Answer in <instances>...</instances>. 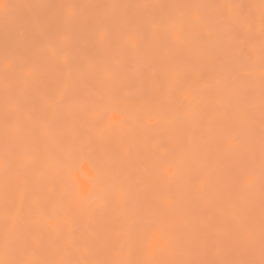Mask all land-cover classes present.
<instances>
[{"label":"rangeland","instance_id":"374dc122","mask_svg":"<svg viewBox=\"0 0 264 264\" xmlns=\"http://www.w3.org/2000/svg\"><path fill=\"white\" fill-rule=\"evenodd\" d=\"M0 264H264V0H0Z\"/></svg>","mask_w":264,"mask_h":264},{"label":"bare ground","instance_id":"6f19581e","mask_svg":"<svg viewBox=\"0 0 264 264\" xmlns=\"http://www.w3.org/2000/svg\"><path fill=\"white\" fill-rule=\"evenodd\" d=\"M120 194V193H119Z\"/></svg>","mask_w":264,"mask_h":264}]
</instances>
